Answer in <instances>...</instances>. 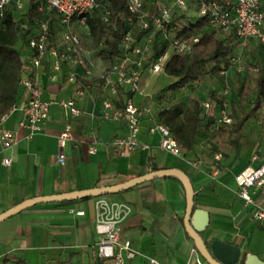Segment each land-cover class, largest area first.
I'll return each mask as SVG.
<instances>
[{"label":"crops","instance_id":"crops-1","mask_svg":"<svg viewBox=\"0 0 264 264\" xmlns=\"http://www.w3.org/2000/svg\"><path fill=\"white\" fill-rule=\"evenodd\" d=\"M87 46H92L90 39ZM94 59L97 72L107 67L106 58L94 54ZM67 72L65 68L62 78L56 80L50 77L46 66L36 72L41 97L51 102L49 117L40 130L32 133L25 125L22 110L10 113L3 124L14 132L15 142L7 149L0 144V214L36 196L113 185L154 170L176 167L191 178L196 191L195 207L209 213V226L202 233L205 241L210 243L217 238L264 260V220L254 218L253 206L238 195L236 182L242 170L264 162V143L258 140L256 133H245L247 123L239 151L229 144L223 145L221 136L213 137L209 132L198 130L193 149L175 155L159 148L160 133L149 131L151 120L146 118L139 138L150 147L122 156L113 139L125 135L127 128L125 123L103 116L102 101L109 92L99 80L95 77L84 80L88 88L77 101L81 110L79 116L71 115L58 104L59 100L73 95L74 86L66 82ZM158 74L144 72L141 92L133 96L137 104L152 99L159 90L152 87ZM165 75L167 84L175 80ZM128 96L125 91L119 93L121 104ZM28 98L29 93L24 90L17 105L21 107ZM204 111L207 116H217L215 107L208 112L204 108ZM154 113H157L156 105ZM67 126H70V137L64 148L65 162L61 164L58 137ZM91 146L95 147V152H90ZM217 151H221L223 157L218 174H214L212 164ZM255 155L258 159L253 160ZM5 157L11 158V165L3 164ZM253 196L264 207L260 191ZM103 199L125 202L131 207L122 235L131 240L137 253L127 264H145L150 256L162 264H187L190 260L195 245L184 227L187 201L179 180L158 178ZM99 200L100 197H93L71 204H40L3 221L0 223V264H22L19 260L26 264L60 261L94 264ZM81 210L84 214L80 215L77 212ZM104 262L110 264L108 260Z\"/></svg>","mask_w":264,"mask_h":264},{"label":"built area","instance_id":"built-area-1","mask_svg":"<svg viewBox=\"0 0 264 264\" xmlns=\"http://www.w3.org/2000/svg\"><path fill=\"white\" fill-rule=\"evenodd\" d=\"M37 10L42 13L33 27L25 20L28 14L30 0H0V24L8 8L13 10L19 31L27 33L29 53L23 56L22 86L29 93V98L19 107L14 105L7 113L0 117V144L3 149L11 147L15 142L13 131L4 127L8 115L15 110H22L26 117V126L32 133L41 129L42 124L49 117L50 101L41 97L36 72L46 66L53 80L62 78L64 69L68 72L66 82L74 86L73 95L69 99H61L58 104L68 109L73 116H79L81 110L77 101L83 97L88 85L85 79L95 77L104 86L109 95L102 101V114L107 119L123 122L127 132L123 136H116L114 144L119 154L124 156L137 149H148L150 146L142 142L139 133L143 121L151 120L150 132L160 133L159 148L175 155L183 153L177 139L171 130L158 122L154 113V105L150 98L145 103L137 104L134 95L141 92L143 74L149 70L152 74L164 71L165 64L171 53L180 55L190 54L200 36L181 38L172 35L170 47L165 53L153 56V43L158 30L170 28L171 31L189 26L192 22L205 19L216 34H234L242 47L250 45L252 41L264 43V6L261 0H127L132 13L138 14L134 21L128 19V30L121 45V52L108 58V65L101 72H97L94 54L104 48L100 43L94 47L88 37L87 17L95 9L101 10V18L108 21L110 11L102 8L99 0H33ZM147 4V8H145ZM154 8L153 12L152 9ZM24 17V20L22 18ZM150 31L139 41H135L134 32L148 29ZM153 31V34L150 32ZM91 40V47L87 40ZM171 50V53L169 52ZM236 62L231 57V64ZM237 72L244 71L242 63L237 61ZM226 74V71L223 73ZM127 92L130 96L121 104L118 99L120 92ZM231 87L225 82L220 91L223 103L216 104L204 101L206 112L210 108H217L216 126L230 124L233 118L229 114V96ZM116 97V99H114ZM70 137V126L58 137V160L65 162L64 148ZM90 147V152H95ZM223 154H214L212 172L218 174ZM258 156H253V160ZM11 158H3V164L11 165ZM238 195L246 204L253 206V216L258 221L264 220V207L258 204L253 196L259 192L264 196V162L258 167L249 166L236 176ZM97 202L95 230L98 235L94 255L97 259L108 260L110 264H127L136 255L131 240L122 235V226L131 213L129 204L121 201L103 199ZM84 214V211H78ZM145 264H162L157 258L147 257ZM187 264H208L195 249Z\"/></svg>","mask_w":264,"mask_h":264},{"label":"trees","instance_id":"trees-1","mask_svg":"<svg viewBox=\"0 0 264 264\" xmlns=\"http://www.w3.org/2000/svg\"><path fill=\"white\" fill-rule=\"evenodd\" d=\"M99 1L103 8L110 11L109 18L108 21H104L101 18L100 9L92 11L87 17L88 37L92 40L94 47H99L100 43L104 44V48L99 49L98 53L108 59L113 55L120 54L125 33L129 28L128 19L132 18L136 21L138 14L130 11L127 0ZM261 2L264 6V0ZM145 8H147V4ZM153 10L154 8L152 12ZM42 16V13L37 10L36 3L30 0L25 20L33 27ZM151 27L135 31V41L141 40ZM170 31V28H166L165 31L161 29L156 32L153 56L157 57L169 50L170 37L167 33ZM172 32L173 35L181 38H193L196 35H199L200 38L190 54L171 53L165 64L164 72L174 77L175 80L159 89L152 96L154 106L156 105L157 108L155 115L158 122L171 130L182 151L193 149L198 130L209 132L213 137L221 136L223 145L229 144L235 151H239L245 124L264 108V64L257 67V74L252 78L251 83L249 78L244 77L236 88V94L232 88L228 101L229 114L233 121L230 124H222L217 127L216 116L206 115L204 101L223 103L220 91L225 81L218 74H223L232 66L231 57L237 48L241 47L240 42L234 34H216L205 19L192 22L189 26ZM251 43L253 47H261L264 51V43L258 41ZM27 46V33L19 31L13 10L8 8L0 24V117L17 104L25 90L20 80L23 76V56L30 51ZM209 75L219 77L221 81L209 87L205 97L200 94L188 96L185 94L186 92L184 93L190 87H198ZM250 95L252 96L251 100L247 99V96ZM236 96L238 100L235 99ZM247 104L251 105L249 109L245 108ZM239 106L242 107L241 110H239ZM154 169L157 167L154 166ZM108 196L112 195L101 197ZM79 200L65 201L60 204H71ZM19 261L26 264L24 260ZM57 264L72 263L60 261ZM94 264H105V262L103 259H96Z\"/></svg>","mask_w":264,"mask_h":264},{"label":"water","instance_id":"water-1","mask_svg":"<svg viewBox=\"0 0 264 264\" xmlns=\"http://www.w3.org/2000/svg\"><path fill=\"white\" fill-rule=\"evenodd\" d=\"M167 177L179 180L185 189L187 201L183 219L185 231L194 241L196 250L208 264H264V260L258 255L244 253L241 247L237 245L224 242L217 238L213 239L210 243L205 241L202 233L209 226V213L203 208L195 207L196 191L191 178L183 169L176 167L154 170L113 185L94 186L92 188L67 193L29 198L2 212L0 214V223L36 205L118 194L142 183Z\"/></svg>","mask_w":264,"mask_h":264},{"label":"rangeland","instance_id":"rangeland-1","mask_svg":"<svg viewBox=\"0 0 264 264\" xmlns=\"http://www.w3.org/2000/svg\"><path fill=\"white\" fill-rule=\"evenodd\" d=\"M150 34H153V31L150 32ZM167 35L171 37L173 35V32L170 31L169 33H167ZM249 46L250 45L246 47H238L237 51L232 54L233 56H235L236 62L232 64V66L226 71V74H218L219 76H221L223 81L230 82L231 90L233 88L235 94L237 93L236 88L237 86H239L242 79L244 77H247L249 78V82L251 83L252 78L257 74V67L261 64H264V51L262 50L263 48ZM169 52L171 53V50ZM237 61L239 63L241 62L244 67V71L241 73L237 72ZM220 81L221 79L219 77L209 75L203 79V81L198 87H190L186 91H184V93L186 92L185 94L188 96L200 94L201 96L205 97L207 95L208 88L211 87L213 84H217ZM167 83L168 77L163 71L157 75L152 87L161 89L162 87H165V85H168ZM237 96L235 97V99H237ZM247 99L251 100L252 96H247ZM250 107L251 105L249 104L245 106L246 109H249ZM241 108L242 107L239 106V110H241ZM250 132L256 133L258 140L264 143V108L247 122L245 133L248 134Z\"/></svg>","mask_w":264,"mask_h":264}]
</instances>
